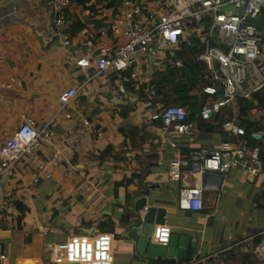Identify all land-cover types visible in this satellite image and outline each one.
Here are the masks:
<instances>
[{
  "label": "crops",
  "instance_id": "0c3cea01",
  "mask_svg": "<svg viewBox=\"0 0 264 264\" xmlns=\"http://www.w3.org/2000/svg\"><path fill=\"white\" fill-rule=\"evenodd\" d=\"M49 1L0 0V146L24 118L40 127L53 119L57 124L35 155L0 178V264H69L74 240L103 235L111 239L113 264H147L126 238L134 203L142 197L148 206L154 201L166 210V223L155 226L151 242L163 243L168 235L190 237L196 241L197 264H264V167L256 177L233 169L222 178L201 179L197 167H171L179 152L245 144L226 127H241L238 102L224 107L217 120L203 122L199 113L207 97L198 87L184 108L195 115V131L165 135L147 113L164 108L153 86L155 75L166 68L169 49L161 47L155 59L138 57L123 74L129 99L120 102L115 75L97 76L94 57L90 68L76 63L88 56L90 41L94 51L105 46L111 52L126 43L123 31L111 30L123 0L116 9L106 7L108 0H91L92 10L71 2L62 27L53 22ZM138 2L143 23L149 13L162 10L160 0ZM259 65L264 77V41ZM69 89L78 96L62 106L59 96ZM259 99L264 100V91ZM249 101L254 109L247 119L258 127L264 153V107L257 99ZM128 108L134 111L124 116ZM55 153L62 165L48 168L52 179L32 188L36 166ZM195 181L203 185L201 212L185 209L179 197Z\"/></svg>",
  "mask_w": 264,
  "mask_h": 264
},
{
  "label": "built area",
  "instance_id": "2783aa9c",
  "mask_svg": "<svg viewBox=\"0 0 264 264\" xmlns=\"http://www.w3.org/2000/svg\"><path fill=\"white\" fill-rule=\"evenodd\" d=\"M160 1L162 10L149 13L147 22L143 23V8L140 3L123 0L122 11L111 30L116 35L123 31L126 43L111 52L105 46L94 51L95 45L90 41L88 56L78 61L77 66L90 68V57H94L96 75H115L121 85L118 87L117 99L124 102L129 99V95L121 84L123 74L137 63L139 56L155 59L159 57L161 47L169 49L172 56L173 50L194 39L202 48L196 61L202 63L209 74V83L202 88V94L207 100L201 105V121L211 122L221 114L224 107L239 100H251L254 95L264 91V77L259 65L264 35L255 25L245 22L247 18L256 19L262 15L264 0ZM70 6V0L49 1L53 22L57 27L66 24ZM225 7H232L242 14L223 12ZM212 39L219 41L227 52L216 47ZM63 46L69 48V41L65 40ZM174 65L181 69L183 62L176 60ZM77 96L76 89H69L60 94L59 102L62 106H67ZM147 115L151 121L159 123L160 130L165 135L173 132L177 135H190L196 129V125L187 120L185 109L179 106L149 111ZM56 126L55 119L40 127L32 118H24L15 133L0 146V178L14 170L25 158L35 155L51 139L52 130ZM226 127L234 137L245 136V130L233 123ZM61 165L59 153H55L50 160L38 163L31 187L43 180H51L52 174L48 168ZM171 167L178 171L197 167L200 179L206 174L224 177L233 169L256 177L262 173L264 162L258 146L250 148L246 144H240L230 150L179 152L172 160ZM179 197L185 209L191 212L203 210V185L200 181L182 188ZM169 236L163 238V243L157 244H165ZM73 242V249L70 251L75 258L69 264H113L109 237H84Z\"/></svg>",
  "mask_w": 264,
  "mask_h": 264
},
{
  "label": "trees",
  "instance_id": "16d2710c",
  "mask_svg": "<svg viewBox=\"0 0 264 264\" xmlns=\"http://www.w3.org/2000/svg\"><path fill=\"white\" fill-rule=\"evenodd\" d=\"M71 2L82 6L86 10H92L90 6L91 0H70ZM103 1V0H101ZM109 4L106 5L107 8H118L122 0H108ZM130 1H141V0H130ZM151 1V0H148ZM173 55L171 56V51L167 55V64L163 72L155 75L154 79V88L158 93V96H161L162 103L164 108L167 106H179L185 108L191 101L190 93L198 88L203 87L209 83V74L206 70V67L197 62L196 59L202 52V48L199 45L197 40L190 39L188 43L182 44L180 47L172 51ZM176 60H181L183 62V67L178 69L175 67L174 63ZM259 94L254 95L251 100L257 99L259 101L260 107H264V100L259 99ZM173 96L176 99H173ZM239 107V121L242 128L245 130V136L242 137V140L245 144L253 148L258 146L261 150V158L264 162V153L262 148V143L254 138V135L258 132V127L256 124L251 123L247 116L250 111L254 109V105L248 100H239L237 101ZM133 108H128L124 116L130 112H133ZM187 120L193 122L195 120V115L189 114L187 110ZM230 117H233L230 113ZM216 118L215 120H217ZM195 124V123H194ZM158 126L159 123H158ZM109 155V150L104 154ZM133 183V180H126L122 183H119V187H127ZM131 197L127 196V204L130 202ZM128 216H124L122 222L126 224ZM157 264H164L158 262Z\"/></svg>",
  "mask_w": 264,
  "mask_h": 264
},
{
  "label": "water",
  "instance_id": "95a60500",
  "mask_svg": "<svg viewBox=\"0 0 264 264\" xmlns=\"http://www.w3.org/2000/svg\"><path fill=\"white\" fill-rule=\"evenodd\" d=\"M223 12L233 11L242 14L241 11L233 9L232 7H225ZM246 23L255 25L264 35V17L260 16L256 19L247 18ZM216 47L227 49L223 47L219 41L212 39ZM256 140H259L258 135H254ZM217 175L219 178L223 176ZM204 175V177H206ZM3 199V192L0 190V205ZM148 198L142 197L137 199L134 203L131 218L127 224L128 242L132 245L136 254L145 260L147 264H157L158 262L164 264H190L196 258L197 245L196 241L190 237H178L170 235L165 244H157L151 242V236L154 232L155 226H164L166 223V210L157 206V202L152 201L151 206H148ZM1 210V207H0Z\"/></svg>",
  "mask_w": 264,
  "mask_h": 264
},
{
  "label": "rangeland",
  "instance_id": "374dc122",
  "mask_svg": "<svg viewBox=\"0 0 264 264\" xmlns=\"http://www.w3.org/2000/svg\"><path fill=\"white\" fill-rule=\"evenodd\" d=\"M168 107V106H167Z\"/></svg>",
  "mask_w": 264,
  "mask_h": 264
}]
</instances>
